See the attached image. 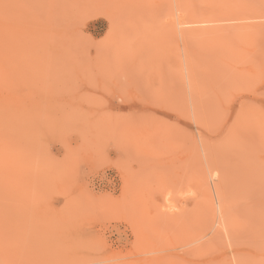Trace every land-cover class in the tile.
Instances as JSON below:
<instances>
[{
  "label": "rangeland",
  "instance_id": "374dc122",
  "mask_svg": "<svg viewBox=\"0 0 264 264\" xmlns=\"http://www.w3.org/2000/svg\"><path fill=\"white\" fill-rule=\"evenodd\" d=\"M0 264H264V0H0Z\"/></svg>",
  "mask_w": 264,
  "mask_h": 264
},
{
  "label": "bare ground",
  "instance_id": "6f19581e",
  "mask_svg": "<svg viewBox=\"0 0 264 264\" xmlns=\"http://www.w3.org/2000/svg\"><path fill=\"white\" fill-rule=\"evenodd\" d=\"M223 19H224V18H223ZM223 19H222V21H223ZM219 21H220V20H219ZM225 21H227V20H225ZM197 22H198V21H197ZM204 22H205V23H208L209 21H208V22H207V21H204ZM228 23H229V22H228ZM233 23H234V22H233ZM203 25H204V24H203ZM202 183H203V182H202ZM201 185H202V184H201ZM205 195H206V194H205ZM138 197H139V196H138ZM202 197H203V196H202ZM218 197H219V196H218ZM217 199H218V198H217ZM163 205H165V204H163ZM164 208H165V207H164ZM165 209H166V208H165ZM219 209H220V208H219ZM168 211H169V210H168ZM162 212H163V211H162ZM168 215H169V214L166 213V216H167V217H168ZM167 217H163V218H166L165 220L168 221V220H167ZM169 217H170V216H169ZM163 218H162V219H163ZM172 218H173V217H172ZM172 218H171V219H172ZM168 219H169V218H168ZM169 221H170V219H169ZM173 221H174V219H173ZM170 222H171V221H170ZM175 222H177V221L175 220ZM171 223H172V222H171ZM173 223H174V222H173ZM164 225H165V224H164ZM157 229H158V227H157ZM161 231H162V230H161ZM158 232H159V231H158ZM155 235H156V234H155ZM155 235H154V236H155ZM149 236H150V235H149ZM160 236H162V235H160ZM151 237H152V236H151ZM161 238H162V237H161ZM144 241H146V240H144ZM235 244H236V243H235ZM239 254H241V253H239ZM239 258H240V257H239Z\"/></svg>",
  "mask_w": 264,
  "mask_h": 264
}]
</instances>
